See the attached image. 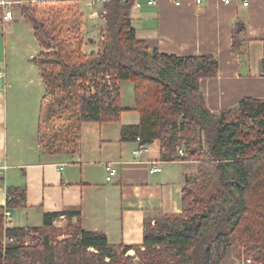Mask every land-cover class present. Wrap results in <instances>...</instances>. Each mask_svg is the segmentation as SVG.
<instances>
[{
  "label": "trees",
  "instance_id": "trees-1",
  "mask_svg": "<svg viewBox=\"0 0 264 264\" xmlns=\"http://www.w3.org/2000/svg\"><path fill=\"white\" fill-rule=\"evenodd\" d=\"M133 1L102 3L104 24L97 49L89 53L82 50L84 19L74 0L24 9L42 48L34 59L45 87L38 143L50 154L79 151L82 123L119 120L118 82L128 80L139 123L122 126V139L159 140L164 158L196 162V175L182 190L181 213L145 219L141 245H112L104 233L83 230L76 210L45 213L40 227L4 231V209L25 205V188L7 186L0 264H132V256H125L131 249L141 264H220L229 248L237 258L240 248L255 253L264 264V99L208 110L199 84L217 74L215 58L149 50L132 26ZM241 30L233 35L235 53L241 52ZM185 138L183 155H175ZM60 215H77L62 239L52 225ZM4 235L12 240L5 247Z\"/></svg>",
  "mask_w": 264,
  "mask_h": 264
},
{
  "label": "crops",
  "instance_id": "crops-1",
  "mask_svg": "<svg viewBox=\"0 0 264 264\" xmlns=\"http://www.w3.org/2000/svg\"><path fill=\"white\" fill-rule=\"evenodd\" d=\"M7 1L13 18L0 25V72L6 82L0 89V206H5L7 186L24 187L25 205L11 210L12 227H40L45 213L76 210L83 230L104 233L112 245H141L145 219L181 213L182 190L196 175V162L164 158L159 140L133 153L139 142L122 139L120 133L122 126L139 123L134 98L121 104L123 87L130 85L133 95L128 80L118 82L123 109L118 121L82 123L75 153L44 152L38 123L45 87L34 62L42 48L24 14L36 0ZM142 1L129 13L136 37L149 50L180 57L207 54L217 61V74L199 84L208 110L236 108L243 98L264 99V0H157L154 6ZM81 2L85 35L86 21L98 24L103 8L102 3L90 7ZM240 26L241 52L235 53L233 35ZM95 46L84 43L82 50L89 53ZM108 165L117 174L107 182ZM153 165L160 171L149 172ZM58 223L77 224V215H60L52 225ZM125 256L141 264L132 249ZM246 263L230 248L220 262Z\"/></svg>",
  "mask_w": 264,
  "mask_h": 264
},
{
  "label": "built area",
  "instance_id": "built-area-1",
  "mask_svg": "<svg viewBox=\"0 0 264 264\" xmlns=\"http://www.w3.org/2000/svg\"><path fill=\"white\" fill-rule=\"evenodd\" d=\"M42 1H54V0H36L34 3H37V2H42ZM76 1V0H74ZM77 1H85V3L90 6V7H93V5H95L97 2L98 3H103V2H107L109 0H77ZM203 0H195V2L197 4H201ZM224 3H229L230 0H222ZM143 1L142 0H134L133 3H132V6L130 8V11H134V10H137L139 8H141V6L143 5L142 3ZM157 3V0H145V4L148 5V6H154L156 5ZM176 3L178 4L179 2L176 1ZM244 5L247 4V1H244L243 2ZM11 2L7 1V0H0V8L2 9V17H1V20H0V25L1 27L4 25V23L8 20H11L13 18V15H12V10H11ZM105 11L102 10V13H104ZM99 32V31H98ZM100 39V37H98V40ZM6 87V82H5V79H4V73L3 72H0V89L1 88H5ZM136 141H140L139 138L137 137L136 138ZM145 146V144H140L138 145V147L133 151L134 154H137L141 151V149H143ZM177 153L178 155H183V149L182 148H177ZM160 171V168L153 165L151 166L149 172H158ZM117 174V168L113 167V166H110L108 165L106 167V175H105V180L108 182V181H111L112 178ZM2 221H3V230H7V229H10L12 227V211L10 209H7L5 208L4 211H3V216H2ZM12 240L7 238L5 235L2 239V244H3V247H5V245L9 242H11Z\"/></svg>",
  "mask_w": 264,
  "mask_h": 264
},
{
  "label": "rangeland",
  "instance_id": "rangeland-1",
  "mask_svg": "<svg viewBox=\"0 0 264 264\" xmlns=\"http://www.w3.org/2000/svg\"><path fill=\"white\" fill-rule=\"evenodd\" d=\"M74 3H76L78 5V8L80 10L81 4L84 2L76 0V1H74ZM83 11H84L85 15H87V12H86L87 8H83ZM80 12H81V10H80ZM98 16L100 19L98 24H96V25L93 24L92 26H90L91 25L90 21H86V24H85V29H87V30H86L85 35H84V39H85L84 41H85L86 45L95 44L96 45L95 48H97V45L99 42L98 36H97L99 33L98 31L103 26L102 24H104V19L101 20L102 19L101 16L100 15H98ZM85 37L89 38V39H86ZM90 38H93L96 40L92 41V40H90ZM127 86L128 87H123V90H122L123 91V98H122L123 100H122L121 104L125 105V106L128 105L132 101V99L134 98L132 95L130 85H127ZM201 138L202 137H199L198 139L202 140ZM185 141H186V138H185V140L183 139V140L178 141L177 142V144H178L177 148L183 149V145H184ZM195 145L196 144H192L191 145L192 148H194ZM177 148H176V150H177ZM152 223H154V222L152 221ZM54 226H55V228L58 229V234H57L58 239L65 238L68 235L69 230H70L69 223H66V224H59L58 223ZM26 242H27V244L29 243V241H26ZM240 250H241V256L239 258L242 259L243 261H245V263L247 262V263H251V264H263V263L257 261V259H255V256H256V255L254 256L255 253H251L249 255L248 253L244 252L243 248H240Z\"/></svg>",
  "mask_w": 264,
  "mask_h": 264
}]
</instances>
